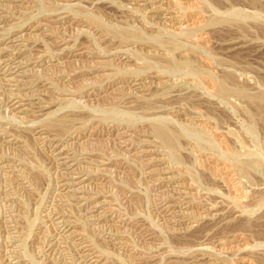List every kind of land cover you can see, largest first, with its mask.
Masks as SVG:
<instances>
[{"label": "rangeland", "instance_id": "1", "mask_svg": "<svg viewBox=\"0 0 264 264\" xmlns=\"http://www.w3.org/2000/svg\"><path fill=\"white\" fill-rule=\"evenodd\" d=\"M0 264H264V0H0Z\"/></svg>", "mask_w": 264, "mask_h": 264}, {"label": "bare ground", "instance_id": "2", "mask_svg": "<svg viewBox=\"0 0 264 264\" xmlns=\"http://www.w3.org/2000/svg\"><path fill=\"white\" fill-rule=\"evenodd\" d=\"M156 130H157L158 135L160 136V138L163 141H165V142H167L169 144L173 143L174 137H172V135L170 134V132L167 130V128L165 126L158 125Z\"/></svg>", "mask_w": 264, "mask_h": 264}]
</instances>
